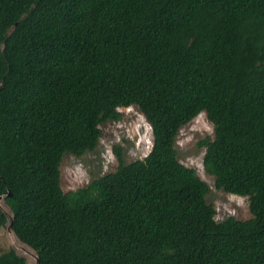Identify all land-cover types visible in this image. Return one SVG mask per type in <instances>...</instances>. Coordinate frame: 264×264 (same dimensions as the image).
<instances>
[{"label":"trees","instance_id":"trees-1","mask_svg":"<svg viewBox=\"0 0 264 264\" xmlns=\"http://www.w3.org/2000/svg\"><path fill=\"white\" fill-rule=\"evenodd\" d=\"M131 107L148 154L126 163L115 147L114 172L64 193L63 156ZM201 113L204 171L248 199V220L216 222L178 160ZM0 197L38 264H264V0H0Z\"/></svg>","mask_w":264,"mask_h":264},{"label":"rangeland","instance_id":"rangeland-1","mask_svg":"<svg viewBox=\"0 0 264 264\" xmlns=\"http://www.w3.org/2000/svg\"><path fill=\"white\" fill-rule=\"evenodd\" d=\"M119 112L121 113L119 121H107L99 125L101 137L95 149L81 157L70 154L63 156L60 165V187L64 193L85 188L94 180L114 172L118 166L115 147L121 149L126 163L141 160L148 154L152 145V133L142 114L134 107L119 109ZM212 138L213 127L205 114L201 113L181 127L175 138L174 146L178 160L192 169L208 186L206 201L215 209L216 222L229 217L241 221L248 220L251 218L248 199L216 189L214 177L204 171V148L199 147L198 143ZM0 209L6 217L5 223H0V254L13 249L18 256L25 259V264H36L35 253L22 244L9 229L12 213L3 197L0 199Z\"/></svg>","mask_w":264,"mask_h":264},{"label":"water","instance_id":"water-1","mask_svg":"<svg viewBox=\"0 0 264 264\" xmlns=\"http://www.w3.org/2000/svg\"><path fill=\"white\" fill-rule=\"evenodd\" d=\"M8 196H11L10 194H8ZM2 197H0V199H1ZM9 229L11 230V228H10V223H9ZM29 248V247H28ZM35 260H36V264H38V262H39V260H38V258H37V256L35 257Z\"/></svg>","mask_w":264,"mask_h":264}]
</instances>
